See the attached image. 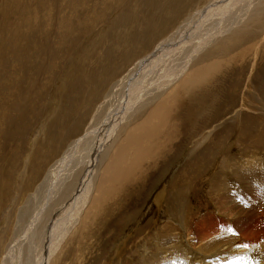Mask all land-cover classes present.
Returning <instances> with one entry per match:
<instances>
[{
    "label": "rangeland",
    "instance_id": "374dc122",
    "mask_svg": "<svg viewBox=\"0 0 264 264\" xmlns=\"http://www.w3.org/2000/svg\"><path fill=\"white\" fill-rule=\"evenodd\" d=\"M210 1L46 0L48 9L37 4L23 12L40 22L22 28L20 66L10 58L0 61V98L7 92L13 96L9 101L5 95L0 113V264L4 258L5 264H27L52 238L69 230L65 214L59 220L47 214V204L56 201L48 200L51 191L59 196L69 179L64 177L55 186L53 178L47 186L46 177L68 147L76 148L87 139L83 145L87 151L96 142L90 139L93 134L108 126L110 110L118 117L121 104H130L139 95L138 87L129 82L134 68L138 69L135 66L153 55L164 40L165 47L170 44L171 36L184 42L197 31L194 25L202 26L198 40L213 33L204 25H236L244 6L241 0H225L224 11L208 14L204 11ZM5 15L24 19L16 11ZM204 18L209 24L203 23ZM12 33L6 26L9 53L15 49ZM261 47L263 51L264 43ZM185 54V48L170 46L162 59L169 56L173 60L169 70H173L178 60L186 61L190 55L185 58ZM250 66L251 61L246 72ZM241 71L242 66L235 64L227 71V75L232 72L229 76L202 88L192 103L176 101L178 109L169 121L178 124L177 140L153 168L147 167L144 177L112 212L95 220L84 241L76 238L66 263L264 264V90L258 89L256 69L250 70L248 85ZM155 76L145 80L160 82ZM198 95L203 96L202 105ZM215 95L218 98L211 102ZM242 103L251 104V112L240 110ZM100 105L104 117L95 113ZM205 120L217 121L215 129L220 132L207 139L204 134L201 141L199 125ZM90 130L93 134L87 136ZM16 133L18 139H13ZM143 133L151 135L153 130ZM79 153L84 152L74 157ZM136 157L144 170V152L136 151ZM70 163L66 170L73 168ZM211 190L215 195L210 197ZM27 204L31 213L38 210L40 215L45 210L41 225L33 216L22 214ZM11 244L15 249L7 256ZM28 248L38 252L29 253Z\"/></svg>",
    "mask_w": 264,
    "mask_h": 264
},
{
    "label": "bare ground",
    "instance_id": "6f19581e",
    "mask_svg": "<svg viewBox=\"0 0 264 264\" xmlns=\"http://www.w3.org/2000/svg\"><path fill=\"white\" fill-rule=\"evenodd\" d=\"M219 1L221 2L218 3ZM240 2L243 3L244 6L242 7V10L237 13L236 25H221L220 27H217V25H204L205 29L212 30L213 33L209 38L199 39L200 41L198 38L201 34L202 26L194 25L198 32H192L193 34L188 36L184 42H179L181 38L175 40V36H171L172 38L168 39L169 41L172 40V42L166 47L164 45L168 43H166V40L162 43L160 42L161 46L156 50V52L153 55L150 54L145 56L140 63L135 66H138V69L134 68V75L132 74V79L129 82H132V87H138L136 92H138L139 95L134 97L130 104L127 102L121 104L118 117L116 111L113 112V110H110V114L107 113V118L108 120L110 118V120L108 122V126H105L102 129L103 131L101 130L102 132L100 131L101 134L99 132V134L94 135L90 130V134L87 136H92L93 134V137L90 139L91 141L96 142H93L94 144L91 145L87 151H84L85 148L83 147V145L87 144V142H85L87 140L86 139L83 140L76 148L72 145L68 147V151L63 155L64 157L62 156L63 158L58 160L54 166L51 167V171H49L48 176L46 177L47 186L53 184L51 181L53 178L55 179V186L58 183H61L64 177L68 178L69 182L66 185L63 183L65 186L63 185L64 187L61 193L59 192V196L57 195V192L53 193V190L51 191L52 193H50L51 195L49 194L50 196L48 197V200L52 199V201H56H51L52 203L47 204V214L49 215L51 213L58 220L61 218L62 214H65L66 225L70 227L68 230L69 233L67 231L63 235H56L46 245H44L45 250H43L40 255L38 253V256L34 260L31 258L27 264H68L66 263L67 258L74 250L72 249V244H75L76 238L78 237L77 240H80V242L84 241L90 234L87 232L89 230L92 232L93 226L98 222V220L96 222L95 220L103 216L106 212H112L120 202L123 195L130 189H133L135 185L144 177L143 175L146 172L147 167L153 168L156 163L164 157V154L170 150L171 147H169V145L171 146L172 143L177 140L176 130L178 128V124L173 121H169V117L178 109L176 108V101H180L183 105L192 103L194 98L197 96L198 91L202 88L204 89L215 86V80L220 76H229L232 72L227 75V71L235 64H240L242 66L240 75L245 73L247 85L250 83L252 76H250V70L256 69V72H254L259 73V75H254V77L258 76V89L260 92L264 90V69H262L263 67H260L264 66V50H261V46L264 43V0H241ZM19 4H23L25 8L20 10L18 8ZM37 4L42 6L45 10L50 6L46 3V0L0 1V61H2V63L10 58L16 65L20 66L18 63L21 59L20 54L21 56L23 54V45L18 42V40L22 41V28H24L25 25L34 26L40 22V20H38V22L36 21V16L25 17L23 12L28 11L31 6L35 7ZM225 8V0H212L207 6L208 11L205 9L204 12L213 14L224 11ZM15 11L20 14V16L24 17V19H20L19 17L10 19L5 15V13L12 14ZM208 22L210 21L206 18L203 19V23L206 24ZM188 24L187 28L189 26ZM6 26L9 30L14 31V33H12V37L14 41H16L15 49H12L10 53L6 51L5 45ZM185 26L186 25H184V27ZM184 27L182 29H184ZM206 32L207 31L203 34L205 35ZM178 37H180V35ZM173 40L178 42L176 43ZM179 44H181V46ZM170 46H178V48L181 47V49L185 48V58L187 54H190L186 61L185 59L178 60L177 65L173 70H169L172 67L171 64L173 60L169 58V56L167 57V55V58L162 59V55L166 51H169ZM181 56L182 55H180V57ZM250 61L251 66L246 72L245 67ZM149 65H151L150 68ZM3 68L5 69V66H3ZM152 68L154 71H152ZM169 72H171V75L167 76L166 79L162 81V77ZM151 74L153 76L156 75L160 82L155 81L151 83L150 81H146L145 78ZM16 80L14 82H16ZM120 84V82L116 83L117 86ZM8 88L10 87L8 86ZM8 93L9 92L3 93L0 98V113L3 109V105L6 104V100L9 97L10 93ZM10 98H13L12 94L8 98L9 101ZM217 98L218 96L216 95L212 96L211 102L213 99L216 100ZM198 99L201 102V105L205 103V101L203 102V96L198 95ZM107 100H109V103L111 104V100ZM246 100L244 101L246 102ZM101 105L95 113L96 115L100 114L101 117H104V112L99 113L100 110H102ZM132 105H134V109L131 107ZM250 105L251 104L242 103L239 109L245 112H251V108L249 107ZM185 111L186 110L183 108L180 111L183 118L185 116ZM136 121H139L140 123L134 126ZM222 123L223 121L220 122V125ZM214 124H212L209 120H205L200 123L199 126L201 133L199 136H201V139L199 140L202 141V139H204V134H207L205 139L210 137V135L218 136L220 128L216 130ZM96 127L97 125L94 123L92 128L95 129ZM147 128L153 130L151 135L143 133V131ZM160 135L164 138V141H160ZM13 139H18V133L14 135ZM81 151L84 153H79L76 157H74ZM136 151L144 152V163L146 165L144 170H142V161L136 157ZM70 162L73 163V168L66 170ZM254 166V163L250 164L249 168H253ZM229 172L232 173L231 170H229ZM68 173L69 175H67ZM236 176L237 175H235V178L237 179ZM191 178L192 177L190 176V181ZM214 179L218 178L216 177ZM219 183L222 184V180H220ZM211 184L214 187L216 186L214 181ZM211 191L212 192H209L210 197L212 193L215 195V192L213 190ZM21 212L28 218L33 216L39 225L43 223L42 215L45 214L44 209L41 211L40 215L38 214V210L35 212L32 211L31 213V207L27 204L23 209H21ZM18 220L22 223V219L19 214ZM13 243L14 242H12V244ZM12 244L9 248H7V256L10 255V250L12 248L15 249V246L13 247ZM46 247L49 248L46 249ZM28 251L29 253H36L37 250L30 252L28 248ZM28 256L32 257L31 254ZM5 263L6 261L4 258V264ZM23 264L26 263L23 261Z\"/></svg>",
    "mask_w": 264,
    "mask_h": 264
}]
</instances>
